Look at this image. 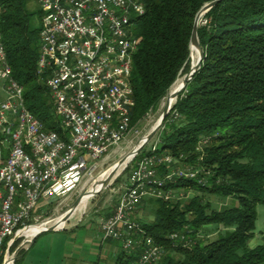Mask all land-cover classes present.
Instances as JSON below:
<instances>
[{
    "label": "trees",
    "instance_id": "obj_1",
    "mask_svg": "<svg viewBox=\"0 0 264 264\" xmlns=\"http://www.w3.org/2000/svg\"><path fill=\"white\" fill-rule=\"evenodd\" d=\"M34 1L0 0L1 44L13 77L24 87L29 111L45 130L62 135L45 79L38 74L41 11L29 10ZM141 1L146 13L133 27L139 49L133 63L131 130L156 111L174 83L189 72L195 17L216 0ZM202 21L198 28L204 50L201 68L165 119L157 150L145 148L133 161L168 154L180 159L182 166L200 169L196 179H179L169 188L233 198L237 204L210 212L211 205L203 197H194L182 208L154 199L158 204L154 220L136 221L164 251L155 264H263L264 244L251 249L248 242L254 236L257 207L264 205V0H222ZM175 113L180 117L175 119ZM212 225L222 226L225 233L214 241L201 240L202 229ZM173 234L185 240L171 239ZM142 249L122 252L115 264H130ZM26 254L22 250L15 264Z\"/></svg>",
    "mask_w": 264,
    "mask_h": 264
},
{
    "label": "built area",
    "instance_id": "obj_2",
    "mask_svg": "<svg viewBox=\"0 0 264 264\" xmlns=\"http://www.w3.org/2000/svg\"><path fill=\"white\" fill-rule=\"evenodd\" d=\"M36 2L41 11L38 74L45 79L63 134L45 130L27 108L24 87L13 77L1 44L0 28V80L6 95L0 100V264L7 253L6 240L12 247L20 234L31 244L34 237L23 231L38 222L35 215L42 201L72 191L123 142L135 106L132 75L139 39L133 27L146 13L143 2ZM179 163L168 154L133 161L125 192L101 224L104 239L121 241L126 253L143 246L130 264H155L164 254L135 215L149 198L165 202L185 198L182 190L169 185L196 179L200 169ZM171 239L185 240L179 234Z\"/></svg>",
    "mask_w": 264,
    "mask_h": 264
},
{
    "label": "rangeland",
    "instance_id": "obj_3",
    "mask_svg": "<svg viewBox=\"0 0 264 264\" xmlns=\"http://www.w3.org/2000/svg\"><path fill=\"white\" fill-rule=\"evenodd\" d=\"M30 11H38L39 6L36 1L29 5ZM39 16L36 15L33 19L34 26L38 25ZM204 24L201 21L200 25ZM192 62V58H191ZM184 76H181L178 80H183ZM3 82L0 80V100L6 97L5 93L2 91ZM172 90V89H171ZM170 90V91H171ZM161 102L158 109L150 114H148L135 128L130 130L126 138L118 146L112 148L110 152L105 155L101 160L98 161L97 167L92 170L91 174L85 177L81 183L74 188L72 191L62 195L61 197H52L49 202L45 204L42 210L36 214L35 218L38 222H32L34 225H40L45 222L54 221L57 218L66 214L76 203L80 200L90 188L93 186L95 181H97L106 171H108L112 166L122 160L128 153H130L134 148H136L145 136L153 129V127L158 122L161 117L164 108L165 100ZM160 132V131H159ZM159 132L153 137V139L146 145V150H151L156 144L159 143ZM158 146V145H157ZM202 148V146H200ZM144 148V149H145ZM132 162L127 165L121 171L115 179H113L111 185L103 190L99 195L92 197L89 200L88 206L83 213L77 214L72 217L71 220L65 225L64 230L69 228L72 224H81L84 220L83 225L86 226L87 221L95 222V224H102V222L107 218V216L116 207L121 195L125 192L128 184V178L130 170L132 167ZM182 166V163H179ZM185 194V198L181 201L172 202V204H179L182 208L187 203L193 200L194 197H203L205 201L210 203V212L224 211L231 208L237 204L233 198H221L212 195H203L195 190L181 189ZM158 204L156 200L149 198L143 202L142 206L137 210L136 218L139 222L149 223L154 220L155 210ZM258 218L256 221V228L254 230L253 238L248 242V247L253 249L259 245L264 244V205L259 204L257 207ZM39 217V218H38ZM189 219L192 218L191 213L188 215ZM226 229L222 226H208L202 229L199 234L201 240L206 242L216 240L221 234L225 233ZM87 238V230L81 231L80 233H67V232H50L45 233L37 238V243L32 248L30 252H27L24 259L19 264H62L64 260L67 259L69 254L64 255L63 247L65 243H72L76 239V245L70 247L69 251L74 249H79L90 253L91 255L98 249L93 245L94 241H91V246L88 242L84 241V236ZM56 236V237H51ZM55 244V245H52ZM31 244L27 241L19 240V244L13 253H10V257H13L15 261L19 258V254L22 250H28L27 248ZM51 247L53 251L51 253ZM79 247V248H78ZM71 253V252H70ZM175 257L180 256L174 254ZM93 259V258H92ZM71 259H67V264H70ZM264 264V263H263Z\"/></svg>",
    "mask_w": 264,
    "mask_h": 264
},
{
    "label": "water",
    "instance_id": "obj_4",
    "mask_svg": "<svg viewBox=\"0 0 264 264\" xmlns=\"http://www.w3.org/2000/svg\"><path fill=\"white\" fill-rule=\"evenodd\" d=\"M220 1H222V0H216V1H213V2H210L206 5H204L200 9V11L197 13L195 20H194L193 31H192L191 40H190V52H191L192 48H196L199 51V58H198L197 64L194 66L193 63L191 62V68H190L189 72L183 78V84L179 88L175 89L174 91L171 90L169 92V94L167 95L168 104L165 106L164 111H163L161 117L159 118L158 122L153 127V129L148 133V135L144 137V139L140 142V144L130 152L129 155L131 157V161H133L142 152V150L146 147V145L162 129L164 122H165V119L171 113L174 105L177 102L178 97L180 96V94H182L186 90L189 82L192 80L195 73L201 68L203 58H204V50L202 49V47L200 45V41H199V37H198V28L200 26V23H201L203 17L214 6H216ZM190 57H191V53H190ZM177 81L174 83V85L177 83ZM173 86H172V88H173ZM172 100H175V104H173V105H171ZM126 160H127V158L124 157L122 160H120L117 163L116 166H114V169L112 170L111 174L108 176V178L105 180V182L103 183L102 187L99 190H95V191L88 190L87 193H89L90 196L94 197V196L99 195L103 190L107 189L111 185L113 179H115V177L117 176L118 168L120 166H122L126 162ZM80 200H78L77 203L66 214H64L62 216V223L64 225H66L71 220L73 215L76 213ZM63 230H64V228H59L58 226L57 227L51 226L49 228H45L41 232H39L37 235L34 236L33 240L31 241V244H33L38 237H40L41 235H43L45 233L60 232ZM20 237H21L20 234L15 236L13 238V243H15L17 240H19ZM10 248H11L10 246L7 247V253L4 257L3 264H8L9 259H11L12 264H15V259L13 257H10Z\"/></svg>",
    "mask_w": 264,
    "mask_h": 264
},
{
    "label": "crops",
    "instance_id": "obj_5",
    "mask_svg": "<svg viewBox=\"0 0 264 264\" xmlns=\"http://www.w3.org/2000/svg\"><path fill=\"white\" fill-rule=\"evenodd\" d=\"M49 202L48 200H44L40 203L37 214L40 210L43 209L45 204ZM108 217V216H107ZM137 216L135 215V218ZM39 218V217H38ZM85 222V220H84ZM83 222V223H84ZM81 224H72L69 228L63 230V232L67 233H80L81 231L87 230V238L84 236V241L88 242L89 246H91V241L93 240V245L98 249V253L94 252L92 255L88 252L81 251L79 249H74L73 251H69L70 247H74L76 245L77 240L75 239L72 243H65V247H63L64 255L69 254L67 259H71L70 264H115L118 256L124 252L123 243L121 241H111L106 240L103 237L101 232V222L100 224H95V222H91V220L87 221L86 226ZM56 237V236H51ZM37 243L36 241L31 244L27 249V252H30L32 248ZM52 245H55L52 243ZM53 251V247H51V253ZM71 252V253H70ZM93 258V259H92ZM67 259L63 261L62 264H67ZM42 264V263H40Z\"/></svg>",
    "mask_w": 264,
    "mask_h": 264
},
{
    "label": "bare ground",
    "instance_id": "obj_6",
    "mask_svg": "<svg viewBox=\"0 0 264 264\" xmlns=\"http://www.w3.org/2000/svg\"><path fill=\"white\" fill-rule=\"evenodd\" d=\"M191 58H192V63L195 66L197 64L198 58H199V51L196 48H192L191 50ZM183 84V80H178L177 83L173 86L172 91H174L175 89L179 88L181 85ZM165 106L168 104V98L165 100ZM175 104V100L171 101V105ZM130 153H128L126 155V162L120 166L118 168V172L117 175L123 171V169L127 166V164H129V162L131 161V157L129 155ZM117 163L114 165L116 166ZM114 166H112L108 171H106L97 181H95V183L93 184V186L90 188V190L95 191V190H99L103 183L105 182V180L108 178V176L111 174L112 170L114 169ZM91 193V192H90ZM92 198V196L89 195V193H86L80 200L78 207H77V211L76 213L73 215V217H75L77 214L79 213H83L89 203V200ZM51 226H58L59 228H64V224L62 223V216L57 218L54 221H50V222H45L43 224L40 225H35L32 226L31 228H29L26 231H23V233H25V235L28 238L34 237L35 235H37L39 232H41L43 229L45 228H49ZM8 264H12L11 259H9V263Z\"/></svg>",
    "mask_w": 264,
    "mask_h": 264
}]
</instances>
